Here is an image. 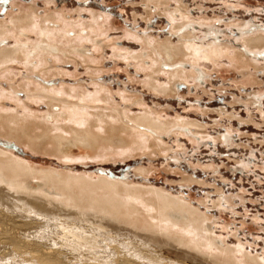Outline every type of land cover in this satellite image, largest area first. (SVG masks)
I'll use <instances>...</instances> for the list:
<instances>
[{
  "label": "rangeland",
  "instance_id": "1",
  "mask_svg": "<svg viewBox=\"0 0 264 264\" xmlns=\"http://www.w3.org/2000/svg\"><path fill=\"white\" fill-rule=\"evenodd\" d=\"M25 15L68 44L42 56L36 31L14 32ZM0 25L10 33L0 48L17 59L0 63V115L64 126L65 106L86 98L145 144L105 159L77 145L58 157L0 135L1 150L41 170L161 191L242 264L264 260V47L245 42L264 36V0H0ZM179 45L185 55L169 60L166 47ZM147 115L163 128L135 122ZM156 249L144 254L212 264L176 245Z\"/></svg>",
  "mask_w": 264,
  "mask_h": 264
},
{
  "label": "bare ground",
  "instance_id": "2",
  "mask_svg": "<svg viewBox=\"0 0 264 264\" xmlns=\"http://www.w3.org/2000/svg\"><path fill=\"white\" fill-rule=\"evenodd\" d=\"M12 22L18 27L14 31L17 35L37 32L42 56L54 48L52 43L68 44L64 39L51 42L47 27L34 25L31 15ZM6 32L0 25V38ZM260 36L245 42L255 49L263 48L264 36ZM180 46L166 47L169 60L175 61L182 55ZM214 49H211L214 54L222 53ZM13 55L0 48V63H7ZM85 102L83 98L80 104L66 105L63 113H58L65 117L64 126L59 121L53 127H36L20 116L0 115V135L58 157L77 145L99 151L103 158L112 157L113 151L129 155L144 150V143L137 139L130 141L135 135L127 124L109 122L114 116L90 112ZM71 109L74 112H69ZM78 111L87 114L79 116ZM93 114L97 117L95 121L87 116ZM144 117L135 122L158 130L163 128L158 120ZM20 160L0 149V264H186L157 254L153 257L144 254L148 247L170 245L181 247L187 254L196 253L205 263L218 264L211 261L214 258L219 264H242L234 249H224L210 235L205 220L195 210L168 194L101 177L41 170ZM242 259L244 264H264V260L249 255Z\"/></svg>",
  "mask_w": 264,
  "mask_h": 264
}]
</instances>
